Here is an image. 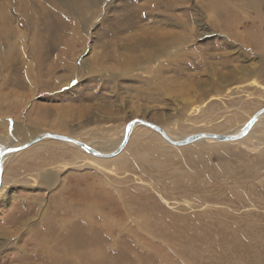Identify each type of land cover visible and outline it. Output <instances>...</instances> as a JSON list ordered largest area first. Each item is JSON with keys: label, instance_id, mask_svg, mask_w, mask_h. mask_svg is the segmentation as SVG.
<instances>
[{"label": "rangeland", "instance_id": "1", "mask_svg": "<svg viewBox=\"0 0 264 264\" xmlns=\"http://www.w3.org/2000/svg\"><path fill=\"white\" fill-rule=\"evenodd\" d=\"M263 108L264 0H0L11 148L109 153L139 119L230 136ZM6 155L0 264H264V123L181 147L137 125L110 159L50 139Z\"/></svg>", "mask_w": 264, "mask_h": 264}, {"label": "water", "instance_id": "2", "mask_svg": "<svg viewBox=\"0 0 264 264\" xmlns=\"http://www.w3.org/2000/svg\"><path fill=\"white\" fill-rule=\"evenodd\" d=\"M262 113H264V108L261 109L255 115L252 116V118L248 121V123L246 124L245 128L241 132H239V133H237L235 135H232V136L217 135V134H197V135H194V136H190V137H188L185 140H182L180 142H176V141H173V140L169 139L166 136V134L164 133V131L160 127H158V126H156L154 124H151V123H149L147 121L139 119V120H134V121L130 122L126 126L125 134H124V137H123V140H122L120 146H118V148L116 150H114L113 152L108 153V154H99L96 151L90 149L85 144H83V143H81V142H79L77 140H74L72 138L65 137V136H59V135H51V134H42L40 136H37L32 141L26 143L25 145H23L21 147H17V148H13L11 150H7L6 154L18 152L19 150H23V149H25L26 147H28L30 145H33V144H35L37 142H40V141H42V140H44L46 138H49V139H52V140H58V141H61V142H64V143L72 144L73 146H76L77 148L85 151L86 153H88V154H90L92 156L99 157V158H102V159H109V158H113V157L117 156L118 154H120V152L123 150L124 146L126 145V142H127L128 137H129V135L131 133L132 127H134L136 125H141V126L149 128L153 132H155L158 135H160V137L166 143H168L169 145L174 146V147H181V146L188 145V144H190V143H192V142H194V141H196L197 139H200V138H210V139L218 141V142H231V141H236V140L244 137L249 132L250 128L252 127V125L256 121V118L258 117V115H260ZM0 182H1V168H0Z\"/></svg>", "mask_w": 264, "mask_h": 264}, {"label": "bare ground", "instance_id": "3", "mask_svg": "<svg viewBox=\"0 0 264 264\" xmlns=\"http://www.w3.org/2000/svg\"><path fill=\"white\" fill-rule=\"evenodd\" d=\"M222 82V81H221ZM225 82V81H224ZM251 119V118H250ZM248 123V122H247ZM246 123V124H247ZM261 123H264V113H262V114H260V115H258V117L256 118V121L254 122V124L252 125V127L251 128H254L256 125H259V124H261ZM246 124L241 128V129H239L236 133H234V134H232V135H235V134H237V133H239V132H241L244 128H245V126H246ZM137 126V125H136ZM135 127V126H134ZM134 127H132V128H134ZM164 131V133L166 134V136L169 138V139H171V137L168 135V133L165 131V130H163ZM250 131V130H249ZM249 133V132H248ZM200 134H209V133H200ZM51 135H55V134H51ZM232 135H230V136H232ZM247 135V134H246ZM245 135V136H246ZM160 136V135H159ZM124 137V136H123ZM243 138V137H242ZM242 138H240V139H238V140H241ZM49 140V138H46V139H44V140ZM8 140V139H7ZM50 140H52V139H50ZM123 140V139H122ZM198 140H212V139H210V138H200V139H197L196 141H198ZM3 141H5V140H3ZM174 141V140H173ZM212 141H215V140H212ZM195 142V141H194ZM231 142H233V141H231ZM36 144V143H35ZM68 144V143H67ZM70 145H72V144H70ZM30 146H32V145H30ZM30 146H28V147H30ZM86 146H88V145H86ZM28 147H26V148H28ZM89 147V146H88ZM15 148H17V147H15ZM25 148V149H26ZM11 149H13V148H11L9 145H5V143L4 144H2L1 142H0V168H1V164L3 163V161L6 159V157L8 156V155H6V156H3V154L4 153H6V151L7 150H11ZM90 149H92V148H90ZM24 150V149H23ZM93 150V149H92ZM19 151H21V150H19ZM97 153H99V154H108V153H101V152H97ZM109 153H111V152H109ZM8 154H14V153H8ZM90 155V154H89ZM3 156V157H2ZM92 156V155H91ZM93 157H95V156H93ZM96 158H99V157H96ZM100 159H102V158H100ZM110 159V158H109ZM0 185H1V182H0ZM2 187L0 188V193L2 192Z\"/></svg>", "mask_w": 264, "mask_h": 264}]
</instances>
